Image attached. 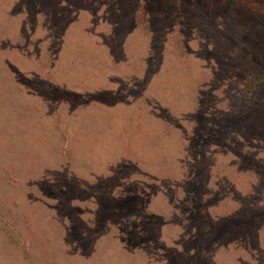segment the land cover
<instances>
[{"label": "rangeland", "instance_id": "1", "mask_svg": "<svg viewBox=\"0 0 264 264\" xmlns=\"http://www.w3.org/2000/svg\"><path fill=\"white\" fill-rule=\"evenodd\" d=\"M0 264H264V0H0Z\"/></svg>", "mask_w": 264, "mask_h": 264}]
</instances>
